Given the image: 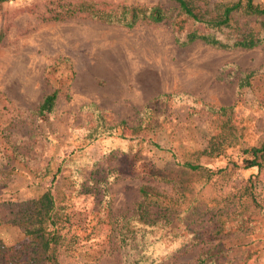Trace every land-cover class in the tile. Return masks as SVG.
I'll list each match as a JSON object with an SVG mask.
<instances>
[{"label": "rangeland", "instance_id": "obj_1", "mask_svg": "<svg viewBox=\"0 0 264 264\" xmlns=\"http://www.w3.org/2000/svg\"><path fill=\"white\" fill-rule=\"evenodd\" d=\"M81 1L106 10L124 3L170 5L167 0H10L0 5V250L30 242L24 229L8 219L21 201L40 196L57 174L55 184L71 193L69 210L80 235L75 251L62 257L64 264H124L125 254L107 232L87 238L104 206L102 181L115 177L109 186L114 213L132 212L143 184L188 191V213L167 229L159 264H198L206 253L215 260L209 264L246 259L245 264H264V219L245 221L220 201V195L258 171L239 169L223 186L207 183L174 167L171 152L149 142L179 153L201 149L218 131L220 119L195 110L196 101L197 107L202 102L235 105L243 141L260 144L264 45L221 49L196 40L180 46L169 20L127 27L87 12L55 18ZM245 73L250 84L240 88ZM54 90L60 91L54 108L39 116L40 103ZM238 150L200 161L221 167Z\"/></svg>", "mask_w": 264, "mask_h": 264}, {"label": "trees", "instance_id": "obj_2", "mask_svg": "<svg viewBox=\"0 0 264 264\" xmlns=\"http://www.w3.org/2000/svg\"><path fill=\"white\" fill-rule=\"evenodd\" d=\"M7 1L10 0H0V5ZM167 1L169 6L138 2L120 4L109 10L101 9L91 1H81L70 3L64 13L55 18L87 12L100 21L127 27H133L140 21L159 23L169 20L175 42L180 46L196 40L221 49H251L264 45V0ZM249 84L250 74L245 73L239 87ZM59 92L54 90L44 97L36 111L39 116L54 108ZM196 104V101L192 104L195 110L220 119L218 131L206 139L201 149L179 153L163 148L154 140L149 142L161 150L170 151L174 167L200 175L207 183L223 186L229 183L237 170L256 169L258 172L242 179L238 188L220 195V201L229 204L233 208L232 213L244 216L245 221L255 217L264 219V179L261 177L264 172V138L258 145L243 141L244 127L235 105L214 106L202 102L197 107ZM99 119L100 124H104V118ZM92 136H89L90 142L93 141ZM234 147L239 148L238 154L229 157L224 166L214 168L200 161L203 156L226 155L228 149ZM60 170L61 167L58 168ZM152 174L156 175L158 171ZM109 176L112 177L111 174ZM115 179L106 183L102 181L104 206L87 238L107 232L114 247L125 254L124 264H159L165 254L161 246L167 229L171 228L173 221L185 219L188 213L189 207L185 206L188 191L174 187L168 192L143 184L138 189V199L132 212L114 213L110 208L109 186ZM57 180L58 176L54 174L51 185L40 196L21 201L17 213L8 219L24 229L30 242L23 247L5 246V252L0 250V260L4 264H64L62 257L72 254L77 248L80 235L69 210L71 193L58 188ZM181 249L182 244L176 245L170 254ZM210 256L208 253L201 255L198 264L214 263ZM246 262L247 259L240 264Z\"/></svg>", "mask_w": 264, "mask_h": 264}]
</instances>
